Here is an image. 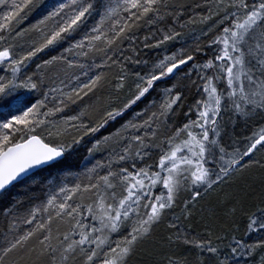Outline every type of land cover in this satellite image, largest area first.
<instances>
[{
	"label": "snow or ice",
	"instance_id": "6c2138e0",
	"mask_svg": "<svg viewBox=\"0 0 264 264\" xmlns=\"http://www.w3.org/2000/svg\"><path fill=\"white\" fill-rule=\"evenodd\" d=\"M0 71V264H264V0H0Z\"/></svg>",
	"mask_w": 264,
	"mask_h": 264
},
{
	"label": "trees",
	"instance_id": "16d2710c",
	"mask_svg": "<svg viewBox=\"0 0 264 264\" xmlns=\"http://www.w3.org/2000/svg\"><path fill=\"white\" fill-rule=\"evenodd\" d=\"M188 2L191 3L192 0H188ZM197 2H201V0H197ZM46 6H53V5L51 4V5H46ZM48 10H50V7H43L41 9H39L38 11H36L35 13L31 14L30 17L27 19L25 25H27L29 27L31 24H34L36 22V20L39 19L42 15H44ZM141 35H144V32H141ZM152 52H149V55L156 54V53L153 54ZM33 67H34V65H33ZM3 74H4L3 71H0V75H3ZM154 96L157 99H159L158 94L156 92H153L147 99L138 102V104L136 106H134L131 110H129L122 118H117V120L115 122H110L109 126L106 129L102 130L100 135H105L109 131L114 130V128L118 127L121 123H123L124 120L129 119L132 116L133 112L139 111L141 108H143L144 105L148 102V100L152 99ZM66 114L71 115L73 113L71 111H68V112H66ZM0 118H2V117H0ZM247 130L248 129H245L243 124H237V126L235 128V133H236L237 136H241L242 137V136H244L242 133H245ZM85 145L86 146H90V142H89L88 138H86V140H85ZM80 153H81L80 160L74 162V164L76 165L73 168L74 171H78L80 169V167L82 166L81 162L84 161L85 158H88L89 160L92 159V158L88 157V153L86 151V147L85 146H81ZM94 158L95 159H101L102 158V154L97 153V154H95ZM234 187H235V185H234ZM18 191H19V186H17V188L13 189L9 196L0 197V210H2L3 208L7 207L11 203V197L13 195H16V193ZM212 199L214 201L215 197H212ZM205 203H206V201H205ZM166 232H167V229H166L165 224H161L156 229L155 236H156L157 239L162 238V237H164L166 235ZM145 247L151 248L152 245L148 244ZM177 254L178 255H187V252H186V250L181 249V250L177 251ZM143 259H144L143 251H141L140 253L137 254L136 257H134L132 259V261H130V264H142Z\"/></svg>",
	"mask_w": 264,
	"mask_h": 264
},
{
	"label": "bare ground",
	"instance_id": "6f19581e",
	"mask_svg": "<svg viewBox=\"0 0 264 264\" xmlns=\"http://www.w3.org/2000/svg\"><path fill=\"white\" fill-rule=\"evenodd\" d=\"M48 0H44V4H46V2H47ZM55 1L56 0H52L51 2H49V3H47L46 5H55ZM26 21L27 20H25V21H23L22 23H21V25H19V27H23V28H28V26L27 25H25V23H26ZM189 43H191V40H189ZM177 47H179L180 45L179 44H177L176 45ZM152 52V51H151ZM153 54L154 53H156L155 51H153L152 52ZM155 55V54H154ZM38 98V97H37ZM250 131H251V129L249 128L245 133H242L244 136H246V135H248V134H250Z\"/></svg>",
	"mask_w": 264,
	"mask_h": 264
},
{
	"label": "rangeland",
	"instance_id": "374dc122",
	"mask_svg": "<svg viewBox=\"0 0 264 264\" xmlns=\"http://www.w3.org/2000/svg\"><path fill=\"white\" fill-rule=\"evenodd\" d=\"M51 1H52V0H48V1L46 2V4L49 3V2H51ZM56 2H57V0L55 1V3H56Z\"/></svg>",
	"mask_w": 264,
	"mask_h": 264
}]
</instances>
